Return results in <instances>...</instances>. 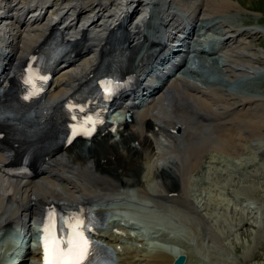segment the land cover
Instances as JSON below:
<instances>
[{
	"label": "bare ground",
	"instance_id": "6f19581e",
	"mask_svg": "<svg viewBox=\"0 0 264 264\" xmlns=\"http://www.w3.org/2000/svg\"><path fill=\"white\" fill-rule=\"evenodd\" d=\"M0 6V13H5L0 15V88L6 87L10 78L18 77L54 29L61 31L66 42L79 44L57 69L38 108L40 120L78 93L98 66L109 32L125 18L131 51L128 70L133 80L127 99L121 98L113 105L133 114L131 122L117 124L119 142H111L112 132H107L91 145L80 142L77 152L72 150H76L78 143L54 149L35 176L19 179L5 172L16 155L0 139V237L18 226L31 233L34 240L35 229L30 222L45 219L53 207L65 210L64 219L85 206L104 213L108 211L105 204L112 200L135 199L126 191L154 201L173 217L185 218L193 213V220L206 229L188 196L189 177L207 156H239L244 154V141L264 136V53L258 55L250 41L251 35L264 37V31L240 26L236 21L242 11L233 0H20L18 4L14 0H0ZM53 7H58L57 13L47 17L45 9ZM87 13L91 16L84 19ZM59 19L63 21L57 23ZM201 27L206 32L219 33L222 38L223 47L218 51L222 55L213 52L210 56H215L212 60H221L223 70L218 72L204 61L195 63L197 69L207 68L216 76L214 81L199 74L192 80L180 77L186 65H172L162 55L173 36L188 31V37H195ZM163 60L166 65L175 66L176 71L166 75L170 66L165 67ZM155 71L161 72L156 73L158 78L148 80L149 73ZM249 85L259 86L260 90L245 92ZM112 117L115 122L123 118ZM160 137H165L169 144L163 152L154 146ZM144 163L155 170L157 189L153 194L145 190L139 177ZM145 199L141 202H150ZM126 224L133 229L108 221V228L98 236L117 253V264H135L129 260L143 257L138 249L125 245L140 237L137 224ZM114 228L118 232H113ZM140 247L147 251L143 243ZM21 248L22 245L17 250ZM39 252L40 247L32 253L38 263L42 260ZM122 252L125 262H121ZM181 254L178 250L172 254L148 252L145 261L173 264ZM188 263L193 264L189 258Z\"/></svg>",
	"mask_w": 264,
	"mask_h": 264
},
{
	"label": "rangeland",
	"instance_id": "374dc122",
	"mask_svg": "<svg viewBox=\"0 0 264 264\" xmlns=\"http://www.w3.org/2000/svg\"><path fill=\"white\" fill-rule=\"evenodd\" d=\"M233 1L237 9L242 11L239 21H236L240 26L264 31V0ZM54 11L55 7L49 8L47 17ZM85 17H89V14ZM250 41L258 55L264 53L262 34L251 35ZM257 87L259 86L249 85L245 87L247 91H244L251 93L255 92L254 89L260 90ZM263 91L264 89H261L264 95ZM251 139L253 138L244 141V154L232 158L221 153L207 156L201 164V171L200 167L190 175L188 196L195 205V212L203 218L206 229L193 220V213L190 217H173L154 201L138 197L140 195L135 191H126L135 196L133 200L136 202L132 208L136 209L145 223L152 225L147 227L146 224H138L136 231L140 237L137 241L125 245L140 252V244L143 243L147 251L142 250V254L156 251L172 254V251H182L193 264H264V136ZM115 140H119V135H113L112 142ZM80 146L78 143L76 150L72 151L77 152ZM154 146L159 149L161 140L154 141ZM212 157L214 161H210L213 160ZM146 164H143L139 177L145 190L153 194L156 187V180L153 178L155 170L149 169ZM144 169H147L146 172ZM142 199L150 202H141ZM174 203L175 206H180L177 202ZM128 206L129 203H126L119 206V209L127 212ZM120 218L123 217L117 219ZM126 222L120 221L127 226L125 228L133 229ZM1 237L0 256L4 253L3 244H7L5 238ZM124 253L120 256L121 262L126 261ZM145 254L129 261L147 264Z\"/></svg>",
	"mask_w": 264,
	"mask_h": 264
},
{
	"label": "snow or ice",
	"instance_id": "6c2138e0",
	"mask_svg": "<svg viewBox=\"0 0 264 264\" xmlns=\"http://www.w3.org/2000/svg\"><path fill=\"white\" fill-rule=\"evenodd\" d=\"M105 87L110 93V87ZM68 228L67 236L58 234L55 219L48 217L42 229L44 264H92L90 257L93 252L90 241L84 234V223L74 217Z\"/></svg>",
	"mask_w": 264,
	"mask_h": 264
},
{
	"label": "water",
	"instance_id": "95a60500",
	"mask_svg": "<svg viewBox=\"0 0 264 264\" xmlns=\"http://www.w3.org/2000/svg\"><path fill=\"white\" fill-rule=\"evenodd\" d=\"M187 258L185 255H180L174 262V264H186Z\"/></svg>",
	"mask_w": 264,
	"mask_h": 264
}]
</instances>
